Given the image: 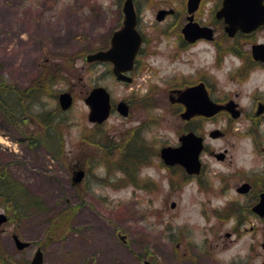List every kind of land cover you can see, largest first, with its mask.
Here are the masks:
<instances>
[{
  "label": "rangeland",
  "instance_id": "rangeland-1",
  "mask_svg": "<svg viewBox=\"0 0 264 264\" xmlns=\"http://www.w3.org/2000/svg\"><path fill=\"white\" fill-rule=\"evenodd\" d=\"M124 1L0 0V76L23 88L59 69L51 95H42L33 108H58L50 131L54 141L30 145L24 135L41 136L47 124L32 118L16 129L0 113V164L43 200L42 208L20 217L0 203V213L9 216L0 226V264H30L37 249L44 264H263L264 224L254 218L242 223L230 210L239 208L232 205L238 196L235 187L225 189L213 176L216 163L210 161L203 185L188 182L182 191L169 189L170 173L161 165L159 149L177 144L184 127L169 101L171 85L182 82L168 76L173 68L193 71L202 58L197 53L191 61V51L185 57L175 48L177 28L171 25L167 34L169 24L156 19L160 9L183 0H135L139 29L149 42L131 84L116 81L109 66L87 62L86 55L107 48L122 26ZM255 37L264 41V34ZM255 41L245 40L248 51ZM175 51L180 53L173 59ZM240 63L235 54L225 55L217 70L220 95L236 86L227 70ZM97 85L110 90L114 103L129 101V115L115 111L100 126L89 122L84 99ZM253 85L264 87V73L244 88ZM65 91L74 103L62 111L58 95ZM247 142L240 141L243 152ZM80 170L85 176L77 182ZM152 180L159 190L152 189ZM66 214L70 218H62ZM14 235L29 247L19 250Z\"/></svg>",
  "mask_w": 264,
  "mask_h": 264
},
{
  "label": "flooded vegetation",
  "instance_id": "flooded-vegetation-1",
  "mask_svg": "<svg viewBox=\"0 0 264 264\" xmlns=\"http://www.w3.org/2000/svg\"><path fill=\"white\" fill-rule=\"evenodd\" d=\"M224 2L225 0H199L198 5L194 7L190 4V0H183L180 6L170 5L165 8L167 10L165 22L169 24L167 34H172L171 25L177 28L176 37H178L174 41L175 48H182V51L186 52L185 57L191 51L188 54L191 61L195 59L197 53L202 55L199 65L193 71L185 73L178 71V68L172 69L167 81L182 83L171 85L169 89L170 105L179 110L178 114L181 117L186 106L177 101L179 91L191 86L202 85L203 95L206 92L209 100L222 108L210 114L200 113L188 120L182 119L184 127L180 135L194 132L203 138L204 150L200 157L202 163L200 174L189 175L181 165H166L163 162L162 148L178 146L179 143L162 146L158 155L161 165L170 173L167 182L172 191H182L188 182L192 181L197 182L200 186L203 185L205 181L203 179L211 166L210 161H213L218 166L213 169V176L218 178L222 187L225 189L235 187L238 198L232 205L238 204L239 208L230 210L234 211L235 215L237 214L238 220L245 223L246 220L254 218L264 224V216L254 211L255 206L261 202L264 196V87L253 85L247 90L244 88L245 85L250 84L258 72L264 73V52L263 59H255L252 53L254 46L264 45V41H258L255 37L264 34V25L251 33L238 31L234 36H229L226 32L228 27L226 17L222 13L230 11L232 6H225ZM189 23L194 24L196 28L205 29L206 33L195 40L189 39L184 34V29ZM251 38H255L256 41L249 43L250 51H248L245 40ZM148 42L149 40L144 36L139 57L148 52ZM239 46H244L245 49L237 51ZM196 47L199 48L198 51L191 50ZM154 50L152 49V52ZM179 53V51H175L170 53V56L176 55L173 58L176 59ZM231 54L238 56L241 63L239 66H233L234 68L227 70V77L235 79L237 83L234 89L225 90L223 95H220V89L223 87L220 88L217 70L225 55ZM138 64L139 59L134 70L138 68ZM126 102L131 108V103ZM50 120L53 125L47 129L48 132L34 137L24 135L25 139H31L29 143L32 144L30 145H42L44 144L41 141L43 139L54 141L55 134L52 135L50 131L55 129V117ZM25 122L26 126L28 122L27 120ZM206 124L214 125V128L208 130L205 127ZM189 125L191 127H188ZM245 140L248 141L247 150L243 152L240 141ZM47 150L53 158H56L55 150L52 151V148ZM247 159L251 160V165H247ZM160 188L156 180H152V189L159 190ZM172 203L176 204L173 201L171 206Z\"/></svg>",
  "mask_w": 264,
  "mask_h": 264
},
{
  "label": "water",
  "instance_id": "water-1",
  "mask_svg": "<svg viewBox=\"0 0 264 264\" xmlns=\"http://www.w3.org/2000/svg\"><path fill=\"white\" fill-rule=\"evenodd\" d=\"M190 4L197 5L198 0H190ZM225 6H232L230 11L224 12L226 22L229 24L227 31L230 35L241 30L251 32L264 23V0H226ZM124 22L123 27L115 31L111 37L110 47L106 50L88 54V62H110L113 64V74L118 81L131 83L132 77L128 74L134 67V61L142 43V36L137 30V12L134 0H125L123 5ZM166 14L165 10H160L157 15L158 20H163ZM188 25L184 29L185 34L190 35ZM192 33V32H191ZM255 56H258V48L254 50ZM187 106V112L183 114L184 118H190L194 114L207 113L212 107L206 96L200 92L199 86L189 88L182 92L179 98ZM86 104L90 108L88 115L89 121L94 123L104 122L111 113V95L109 91L98 86L93 88L85 98ZM59 103L63 110L69 109L73 104V97L69 92H63L59 96ZM217 108V107H216ZM117 110L123 116L128 115V105L120 102ZM182 144L179 147H166L162 150V157L168 164L179 163L184 166L188 173H199L201 169L200 153L203 149L202 139L194 133L181 137ZM83 171L77 172L76 180H81ZM175 204H173L174 206ZM254 211L264 216V196L261 203L254 208ZM5 214H0V226L7 221ZM16 247L23 250L29 247L30 243L22 241L18 236H14ZM44 255L41 249H38L30 264H43Z\"/></svg>",
  "mask_w": 264,
  "mask_h": 264
},
{
  "label": "trees",
  "instance_id": "trees-1",
  "mask_svg": "<svg viewBox=\"0 0 264 264\" xmlns=\"http://www.w3.org/2000/svg\"><path fill=\"white\" fill-rule=\"evenodd\" d=\"M57 72L59 69L50 68L45 74L43 73L44 75H40L37 81L23 88L7 83L0 76V113L3 120L17 129L25 125L26 120L29 122L32 118H40L42 125L47 124V128H50L53 125L50 119L56 116L58 108L54 110L55 112L45 110V108L34 112L33 108L39 104L42 95H51V87L58 82ZM59 111L61 112L60 108ZM133 161L138 162L139 160ZM126 170L128 172V169ZM0 203L4 204L11 213L20 217L42 208L43 200L30 194L26 186L14 179L7 167L0 164ZM70 214H66L62 218H70Z\"/></svg>",
  "mask_w": 264,
  "mask_h": 264
}]
</instances>
